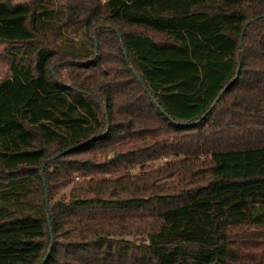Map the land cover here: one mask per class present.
Here are the masks:
<instances>
[{
  "label": "trees",
  "instance_id": "obj_1",
  "mask_svg": "<svg viewBox=\"0 0 264 264\" xmlns=\"http://www.w3.org/2000/svg\"><path fill=\"white\" fill-rule=\"evenodd\" d=\"M0 42V264H264V0H0Z\"/></svg>",
  "mask_w": 264,
  "mask_h": 264
},
{
  "label": "rangeland",
  "instance_id": "obj_2",
  "mask_svg": "<svg viewBox=\"0 0 264 264\" xmlns=\"http://www.w3.org/2000/svg\"><path fill=\"white\" fill-rule=\"evenodd\" d=\"M13 2H28L31 0H12ZM53 6H59L64 4L66 0H50ZM66 36L69 39L78 40L84 36V26L80 25H71L70 27L64 29ZM6 44L0 42V79L7 77L10 75L7 58L5 54ZM251 227L250 229H252ZM239 237H236L234 241H236V245L240 246V254L243 255L242 257L249 260L252 258H259L261 255L260 249L257 246V243L261 242L263 236L253 237V239H249L247 237L242 238L241 236H248L249 230L246 229H239L238 230ZM238 240V241H237ZM241 240V241H240Z\"/></svg>",
  "mask_w": 264,
  "mask_h": 264
},
{
  "label": "built area",
  "instance_id": "obj_3",
  "mask_svg": "<svg viewBox=\"0 0 264 264\" xmlns=\"http://www.w3.org/2000/svg\"><path fill=\"white\" fill-rule=\"evenodd\" d=\"M75 179H76V180H78V179H79V177H78V176H76V177H75Z\"/></svg>",
  "mask_w": 264,
  "mask_h": 264
}]
</instances>
